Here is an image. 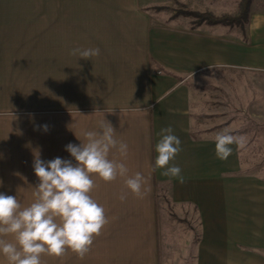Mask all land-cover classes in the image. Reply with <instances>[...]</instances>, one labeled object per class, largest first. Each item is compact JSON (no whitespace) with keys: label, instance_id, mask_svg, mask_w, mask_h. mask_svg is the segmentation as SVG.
<instances>
[{"label":"crops","instance_id":"0c3cea01","mask_svg":"<svg viewBox=\"0 0 264 264\" xmlns=\"http://www.w3.org/2000/svg\"><path fill=\"white\" fill-rule=\"evenodd\" d=\"M242 1L0 0V193L30 205L34 156L75 164L66 145L107 122L128 145L126 159L117 149L109 159L128 176L141 173L146 190L137 197L126 177L93 176L90 195L109 223L83 258L67 250L42 264H167L186 245L179 231H200L196 264H264V175L245 173L237 138L227 158L217 154L214 113L199 88L212 72L244 75L245 90L264 75V0H253L244 27L196 25L182 14L231 17ZM89 48L100 54H70ZM167 127L181 141L171 163L183 182L154 167Z\"/></svg>","mask_w":264,"mask_h":264},{"label":"clouds","instance_id":"9594fccd","mask_svg":"<svg viewBox=\"0 0 264 264\" xmlns=\"http://www.w3.org/2000/svg\"><path fill=\"white\" fill-rule=\"evenodd\" d=\"M70 54L89 60L98 56L100 49H73ZM41 127L48 131L47 125ZM115 134L107 122L99 132H86L87 142L77 138L80 144L66 145L65 151L75 164L60 157L44 161L36 154L33 170L39 182L33 188L35 199L30 205L22 206L17 196L0 193V255L8 264H42L43 255L61 257L67 250L80 258L89 252L94 238L109 223L104 207L90 195L95 187L93 176L106 183L126 177V188L137 197L143 196L146 190L142 174L128 176L124 162L109 159L112 149L124 159L128 156L127 143L118 141ZM160 136L154 167L164 169L163 176L183 182L181 168L171 163L182 150L181 141L171 127L161 129ZM215 139L217 154L227 158L234 137L219 133ZM126 198L124 192L119 196L121 202ZM7 236H12L14 242L5 239Z\"/></svg>","mask_w":264,"mask_h":264},{"label":"rangeland","instance_id":"374dc122","mask_svg":"<svg viewBox=\"0 0 264 264\" xmlns=\"http://www.w3.org/2000/svg\"><path fill=\"white\" fill-rule=\"evenodd\" d=\"M252 78V87L247 86L245 90L244 75H237L235 81L233 77L229 80L226 75L212 72L200 79L199 88L206 93L210 112L214 113L213 131L237 138L245 173L261 177L264 175V75L253 74ZM179 232L186 241L184 250L178 253L181 261L177 256L167 264H196L200 231Z\"/></svg>","mask_w":264,"mask_h":264},{"label":"trees","instance_id":"16d2710c","mask_svg":"<svg viewBox=\"0 0 264 264\" xmlns=\"http://www.w3.org/2000/svg\"><path fill=\"white\" fill-rule=\"evenodd\" d=\"M253 0H243L241 3L240 12L235 16H221L217 17L211 13H199L193 11H183L182 14L187 16H193L196 19V25H201L202 23H207L208 25H224V26H240L244 27L250 17L251 5Z\"/></svg>","mask_w":264,"mask_h":264}]
</instances>
